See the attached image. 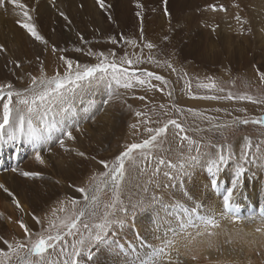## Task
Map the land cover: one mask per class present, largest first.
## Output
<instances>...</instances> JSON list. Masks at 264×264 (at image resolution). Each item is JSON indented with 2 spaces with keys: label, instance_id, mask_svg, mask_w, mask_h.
Listing matches in <instances>:
<instances>
[{
  "label": "rangeland",
  "instance_id": "374dc122",
  "mask_svg": "<svg viewBox=\"0 0 264 264\" xmlns=\"http://www.w3.org/2000/svg\"><path fill=\"white\" fill-rule=\"evenodd\" d=\"M44 1L52 3L50 5L51 15L54 16L51 18L50 15V18H47L48 22L43 20V22L37 23V27L47 39L48 45L35 41L24 29H22L24 33L13 31L0 33V44L4 45V50L0 51V83L12 82L17 88L24 87L28 83V79L26 77L19 79V77L25 76L29 72L33 75L39 74L41 63H43L44 70L52 75L59 66L58 56L60 55L58 52L51 51L52 45L58 49H67L64 55L70 58L78 59L82 63H95L94 57L77 53L74 49L76 47L85 50L91 48L94 51H104L105 53L112 50L119 57L125 52H140V48H133L132 45L124 43V38H135L138 42L143 39L158 45L156 49L152 50V55L162 63L164 60H169L174 67L187 72L188 77L192 79V90L197 95L224 94L197 87V77L204 80L205 77L211 76L222 84L226 92H247L257 97L264 96V82L259 80L257 72V69L264 72V0H169L168 8L171 20L162 10V0H118V6L121 5L122 9L124 7V12L118 13L115 11L113 0H105V4L110 5L107 11L99 7L97 0ZM137 2L143 5V9L137 7ZM209 4L217 6L223 4L226 11L213 12L208 9ZM236 4L239 5V8L235 7ZM60 12L65 14L67 20L60 15ZM137 12H142L143 15V37L140 33L141 19L136 15ZM237 13L248 21L243 25L245 29L243 33L239 31L240 26L234 19ZM217 25L218 27H215L213 31V26ZM16 26L20 27L18 24ZM249 28L250 32L247 31ZM81 35L84 40L88 41L87 44L79 39ZM110 36H116L118 43L113 45L109 39ZM165 36H168L169 39L165 40ZM143 51L146 58L149 50L145 48ZM13 61H19V67L13 64ZM139 67L155 71L171 81L170 85H164L159 81H153V83L158 84L165 91L173 89L172 98L170 99L165 95V92H161L159 89L147 92L141 88L125 90L114 82L111 88L100 83L79 92L71 99L69 105H65L68 110L64 113H57L55 119L50 114L48 120L55 126L45 133V139L41 140L38 145L26 138L0 141V147H2L0 148V175L5 178L4 183L0 181V184L7 186L15 194V197L23 202L24 205H21L28 213L43 216L50 207L54 206L57 199L64 197L78 199L83 205V194L76 189L88 186V177L94 171H103L98 161L100 159L111 160L123 150L125 143L145 138L146 134L142 131L138 137L132 135L129 124L135 122L137 118L123 103L125 99L133 109H143V105L151 100L156 106V111L159 112V104L176 102L184 108H196L203 111L206 116L216 117L217 119L211 122L191 115L186 118V123L191 129L197 127L204 129L199 132L190 131L189 134L193 138L201 140L202 144L206 146V150L210 152H215L216 149L207 146L219 143L232 144L234 151L238 154L244 136L251 137L254 143L264 140V135H262L264 128L259 125H240L238 128L228 129L211 127L215 123L230 122L236 116L260 115L264 111V105L246 100L192 99L186 95L182 74L172 72L166 66L158 67L154 63H145ZM232 81L235 82L232 83ZM133 92L137 97L146 94V100L140 101L133 98ZM217 109L226 111H217ZM241 109L246 111H240ZM143 110L147 111L148 109ZM166 118L153 115V119ZM69 127L72 129L73 135L77 137L76 141L67 140L60 131L61 128ZM61 139L65 141L66 147L85 151L88 156H95L96 160L80 158L74 152H66L64 148L60 147ZM36 150L41 152L46 165H41L35 160ZM204 150L205 148H202V151ZM156 154L172 159L174 162L177 160V144L173 139L171 128L168 140L162 143L161 147L156 150ZM137 159L138 165L136 168L130 169L123 192L122 198L126 203L129 199L135 200L154 192L156 195L164 194L165 199L173 205L175 202H181L189 209L187 212L191 215L194 212L192 209H196L195 211L202 214L201 211L206 205L204 204L205 197H203V201L198 199L193 181L186 180L183 185L193 192V195L186 199L180 194V186L174 189L163 187V184L167 183V179L163 176V166H161V174L155 178L161 183V187L157 188L153 183L148 185L149 192L144 193L142 187L147 183L148 175L139 174L141 165L139 157ZM154 163V160L148 161L149 173ZM13 169L16 171H12ZM23 171H36L42 175L35 178L24 177L21 175ZM197 172H204L205 176L208 175L206 167L199 168ZM57 181L60 183H56ZM242 186L241 188L244 190L242 192H245L244 199L264 207V167L258 164L249 166ZM49 189H53L52 193L54 192V194L51 193V197L46 194ZM0 190L8 196L10 205L16 210L17 218H23L24 214L22 215L16 208L12 198L3 189ZM110 197V190H105L101 194L102 201H107ZM171 208L168 212L174 220L176 213L185 212L179 207ZM99 211H103L102 207ZM154 214L149 215L157 228L168 222L163 219L162 224L157 225L160 221L153 219ZM29 216L32 221L29 226L33 230H38L39 225L35 223L31 215ZM249 216L246 218L249 219ZM142 217H138L136 223L141 222ZM143 219L142 223L147 229L150 223L144 217ZM131 229L132 227L128 226L118 230L116 239L119 243L122 241L132 246L138 242V239L134 237L135 233L130 236L131 238L125 235ZM18 234L7 223L5 217L0 216V236L8 240L22 239L23 233L22 235ZM142 236L150 244L158 246L155 238L143 233ZM125 237L129 240L128 242L124 240ZM0 247H5L2 242H0ZM127 249L123 247L119 251L118 257L117 253L105 250L97 257V264H114V261L117 260L118 264H129L133 259V256L130 257L132 247ZM220 251H223L222 247ZM144 253L145 251L140 256L143 257ZM172 254L170 253V256ZM165 258L163 257L164 264H169ZM172 258L169 259L171 264H180L183 259L182 256L175 257L174 261Z\"/></svg>",
  "mask_w": 264,
  "mask_h": 264
},
{
  "label": "snow or ice",
  "instance_id": "6c2138e0",
  "mask_svg": "<svg viewBox=\"0 0 264 264\" xmlns=\"http://www.w3.org/2000/svg\"><path fill=\"white\" fill-rule=\"evenodd\" d=\"M13 5V11L20 17L16 23L26 30L35 41L43 45H48L47 39L38 30L32 12L28 3L21 0H10ZM169 0H162L163 12L171 20V13L168 8ZM5 0H0V5ZM99 7L106 11L110 5L105 4V0H97ZM137 7L143 9V5L137 2ZM211 11H226L223 4H209ZM235 7L239 8L236 4ZM60 15L67 20L63 12ZM136 15L141 19L140 33L143 37V15L137 12ZM234 19L237 21L239 31H245L243 25L248 21L243 19L238 13ZM213 26V31L215 30ZM251 31V29H247ZM79 39L84 41L81 35ZM112 44L118 43L116 36H110ZM165 40L169 37L165 36ZM124 43L130 44L133 48H140V52H125L124 55L117 57L112 50L94 51L91 48L85 50L81 47L74 49L77 53H84L88 57H94L95 63H82L78 59L70 58L64 53L67 49H58L55 45L51 46L53 53H60L58 56L59 66L52 75H49L41 63L39 74L33 75L26 73L19 79H28L26 86L17 88L12 82L0 83V141H15L20 138H26L34 144L45 139V133L55 125L48 120L50 114L64 113L68 109L72 98L79 92L93 85L100 83L106 84L109 88L113 82L125 90H135L136 88L147 91L159 89L165 92L170 99L173 96V89L165 91L153 81L162 82L164 85H170L171 81L165 76L149 71L147 68L139 67L145 63H154L158 67L166 66L172 72L182 74L185 84V92L192 99L213 100V101H250L254 104L264 105V96H254L247 92L233 93L225 91V88L216 78L208 76L204 80L197 77V87L200 89L212 90L220 94L197 95L192 90V79L188 73L182 69H177L169 60L163 63L152 55V50L158 45L151 41H137L135 38H124ZM148 49V55L145 58L143 49ZM4 50V45L0 44V51ZM19 67V61H13ZM259 80L264 82V72L257 69ZM206 81V82H205ZM235 81H232L234 83ZM111 98V97H110ZM133 98L140 101L146 100V94L135 96ZM127 108L134 113L137 118L135 122L129 124V129L134 137L141 135V131L146 134L145 138L134 139L125 143L123 150L115 155L111 160L100 159L99 165L103 171H94L88 177V186L78 187L76 190L83 194L84 203L72 197L57 199L54 206L43 215L35 213H25L24 207L19 199L15 197L4 184H0L13 200L16 208L21 214H29L37 225L38 230H33L26 224L23 218L15 221L12 218L5 217L9 223H15L23 232V238H13L11 240L0 236V242L5 247H0V264H97V257L105 250H110L119 255L123 245L116 239L118 230L134 225L138 217L144 216L149 223L152 218L149 214L155 213L159 216L162 212L167 215L168 210L175 206L187 212V209L181 202L171 204L165 199L164 194L139 197L135 200L129 199L126 203L123 197L126 181L129 177L130 169L136 168L139 163V174L148 175L147 183L142 187L144 193L149 192L148 185L155 184V187H161V183L155 178L161 174L163 166V176L167 183L164 188L174 189L180 186V194L187 198L193 195L186 187H183L186 180H192L194 185L197 180V170L206 167L208 175L204 177L208 186L215 190L222 197V204L227 213L236 215L235 204L236 195L239 193L245 176L249 171V166L258 164L264 167V140L254 143L251 137L244 136L241 148L237 154L232 144H209L207 147L215 148V152L206 150V146L201 140L193 138L190 131H203L201 128L191 129L186 123L188 115L201 117L209 122L216 120V117L206 116L205 113L196 108H184L176 102L170 104H159V112L151 100L143 105V109H133L132 105L123 101ZM150 105H152L150 107ZM217 111H226L217 109ZM240 111H246L241 109ZM153 115L164 116L166 119H153ZM157 126H152V125ZM259 125L264 128V111L256 116H236L230 122L215 123L211 127L215 129L238 128L240 125ZM172 129V136L177 144L178 158L174 162L172 159L156 154L162 143L168 140L169 129ZM61 133L67 140L76 141L77 137L73 135L71 127L61 128ZM264 135V133H262ZM60 147L66 152H74L76 156L95 161V156H88L85 151L77 148L65 146V141H59ZM202 148H205L202 151ZM35 160L46 165L45 158L39 150L35 151ZM154 160L155 163L148 172V161ZM203 162V163H202ZM12 171H16L13 169ZM24 177H38L42 174L36 171H23ZM57 183H60L57 181ZM91 189V191H90ZM105 190H110L111 197L107 201L101 200V194ZM102 207L103 211H99ZM196 209H192L195 211ZM264 213V209H262ZM225 213H222L224 215ZM0 216L4 213L0 212ZM239 219V217H236ZM209 223H215L210 219ZM261 229H257L260 231ZM141 247L145 248L144 256L133 252L134 258L129 264H164L163 257L169 255L166 248H171V242L165 243L157 248L152 245H145L141 240ZM55 257V258H53ZM118 264V260L114 261ZM171 264V261H169Z\"/></svg>",
  "mask_w": 264,
  "mask_h": 264
},
{
  "label": "bare ground",
  "instance_id": "6f19581e",
  "mask_svg": "<svg viewBox=\"0 0 264 264\" xmlns=\"http://www.w3.org/2000/svg\"><path fill=\"white\" fill-rule=\"evenodd\" d=\"M113 1L115 11L117 13L124 12V7L122 9L120 8L121 5L118 6L119 1ZM21 2L28 3L30 8L34 9L32 15L36 24L43 22V20L47 21V18L52 13L50 8L52 3H47L44 0H21ZM52 16L54 15L50 17L53 18ZM19 18L13 11V5L10 0H5V3L0 5V33H10L12 31L24 33L23 28L15 24ZM204 177V172H199L195 185L192 182L198 199L203 201V197H205L204 204H206V207H203L202 214L198 213V211H194L193 215L188 212H183L182 214L176 213L174 215L176 217L175 220L170 217L169 212L167 215L163 212L159 216L154 214L153 219L160 221L157 225H161L163 219L168 222L159 228L150 223L147 229L142 223L144 222L143 216L141 222L131 225L132 229L130 232L124 233L127 237L135 233L134 237L138 239V242L131 246L120 241V244L126 249L132 247L130 257L133 256L134 258L133 252L142 255L145 251V248L141 247V240L144 241L145 245H152L142 236L143 233L156 239L155 242H157L158 246H152L157 248L171 242L172 247L165 249L166 253L172 254L173 252L172 256H164L168 262L172 257L174 261L175 257L182 256L183 259L180 261V264H264V213H262L264 207L244 199L245 192L243 193L242 191L244 190L241 188L235 199V204L238 205L235 209L236 215L227 213L222 204V197L208 186V182ZM0 181L4 183V176L0 175ZM52 190L49 189L46 193L49 194V197H51ZM20 202L24 205L22 201ZM252 210L254 211L252 212ZM0 211L4 213V217L10 216L13 221L18 219L16 210L9 203L8 196L3 194L1 190ZM238 212L241 214H237ZM25 213H28L26 209ZM222 213L225 214L222 215ZM171 215L173 216V213ZM237 216L239 219L236 218ZM248 216L250 217L249 219L246 218ZM210 219H214L215 223H209ZM23 220L28 225L32 224L29 214H24ZM6 221L16 232L22 235L23 232L18 225L9 223L7 219ZM257 229L261 230L257 231ZM127 237L124 240H127ZM221 247L224 252L220 251Z\"/></svg>",
  "mask_w": 264,
  "mask_h": 264
}]
</instances>
